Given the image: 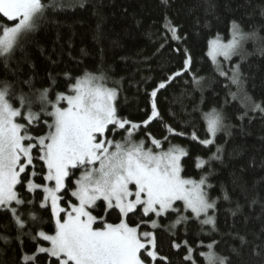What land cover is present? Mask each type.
<instances>
[{
  "label": "trees",
  "instance_id": "1",
  "mask_svg": "<svg viewBox=\"0 0 264 264\" xmlns=\"http://www.w3.org/2000/svg\"><path fill=\"white\" fill-rule=\"evenodd\" d=\"M61 2L63 7L50 10L38 29L22 38L12 55L0 57V81L12 85L13 96L49 89V98L54 100L56 93L69 94L70 84L85 73L104 76L106 86L117 90L118 114L141 125L133 139L144 140L145 147H149V134L159 140L167 136L173 145L188 150L189 154L182 159V175L197 180L202 174L208 175L212 185L209 195L217 205L209 215L215 217V229L189 220L187 227L179 226L173 237L167 226L176 214L160 218L161 227L154 231L157 251L167 257L165 264H188L184 260L185 249L173 248V239L178 243L186 239L197 252L201 251V241H216L214 250L228 257L230 264H264V112L252 110L251 104L254 101L264 107V0ZM169 22L182 39L171 38L166 27ZM0 23L10 22L0 19ZM233 23L244 33L257 34L245 43L241 55L222 62L225 68L239 65L244 89L250 97L247 109L228 95V81L220 76L208 55L210 41L217 37L224 42L229 40ZM185 50L191 56L189 69L157 92L160 116L145 127L144 121L151 115L149 94L161 81L183 69ZM231 90L236 92V87L231 86ZM213 109L222 113L226 127L217 133L215 144L205 147L192 140L191 133L195 131L200 139L205 138L203 113ZM165 125L185 135H170ZM122 135L123 130H117L111 138L120 140ZM168 141H164L163 147H168ZM217 146L222 148L220 158L211 160L210 167L205 164L197 168L195 158L208 161ZM19 191L25 198H34L37 204L42 198L39 191ZM225 191L227 200L223 198ZM65 199L74 201L70 194ZM37 211L43 223L29 222L18 232L11 215L0 210V236L9 238L7 243L0 239V264H22L23 254L35 252L41 242L32 240L28 233L35 234L38 227L54 234L49 209ZM103 212V207L98 206L94 214ZM107 216L109 222H117L111 212ZM21 232L24 234L20 235ZM43 244L48 246L47 242ZM49 259L52 258L40 254L37 264H49ZM201 261L203 257H197V264Z\"/></svg>",
  "mask_w": 264,
  "mask_h": 264
},
{
  "label": "snow or ice",
  "instance_id": "2",
  "mask_svg": "<svg viewBox=\"0 0 264 264\" xmlns=\"http://www.w3.org/2000/svg\"><path fill=\"white\" fill-rule=\"evenodd\" d=\"M59 7H63L61 0H0V19L10 22L0 23V57L12 55L22 38L36 31L45 15ZM166 27L172 39H182L171 22ZM256 35L244 33L233 23L230 40L224 43L219 37L213 39L208 52L220 76L228 81V95L246 109L250 97L239 65L225 68L219 58L230 61L243 43ZM190 65L191 56L185 50L183 69L151 91V115L144 121L145 127L160 116L157 92L182 76ZM49 91L13 96L12 85L0 81V210L11 215L18 232L29 222L43 223L37 208L49 209L54 222V234L39 227L35 234L28 233L41 243L32 254L22 255V264H37L40 254L52 258L49 264H165L167 257L158 253L154 231L161 227V217L176 214L167 226L173 237L177 235L175 230L181 225L186 228L189 220L215 229V217L209 211H215L217 201L210 198L208 175L202 174L199 180L183 176L181 161L188 150L173 145L167 136L159 140L149 134V147H145L144 140H134L133 133L141 125L118 114L117 90L106 86L104 76L85 73L70 84L69 94L56 93L54 100L49 98ZM251 104L252 110L264 112L260 104ZM203 118L205 138L200 139L193 131L191 139L207 147L215 144L217 133L226 126L224 116L216 109L203 113ZM165 127L170 135H185L169 125ZM121 129L122 139L111 138ZM164 141H168L167 148L163 147ZM221 152L217 146L208 161L196 157L195 166L210 167V161L219 159ZM19 189L30 194L39 191L42 198L37 204L34 198L22 196ZM69 194L75 202L65 199ZM223 198L229 199L226 191ZM98 201L103 204L98 205ZM98 206L104 209L101 215L94 214ZM109 212L117 222H109ZM0 239L7 243L9 238ZM216 243L201 241V251L197 252L186 239L179 243L173 239L172 247L185 249L188 264H197V257H203L201 264H230L228 257L216 253Z\"/></svg>",
  "mask_w": 264,
  "mask_h": 264
},
{
  "label": "rangeland",
  "instance_id": "3",
  "mask_svg": "<svg viewBox=\"0 0 264 264\" xmlns=\"http://www.w3.org/2000/svg\"><path fill=\"white\" fill-rule=\"evenodd\" d=\"M230 38H231V37H230ZM230 38H229V40H230ZM251 39H255V38H250V39H248L246 42L250 41ZM229 40H228V41H229ZM228 41H226V42L223 41V42H224V43H227ZM246 42L243 43L242 48H241L240 50H238L237 54H235V55L232 56L231 60H232L234 57L239 56V55H241V54L244 52V48H245V43H246ZM209 50H210V47H209ZM219 59H220V62H221V63H222L223 60H224L223 57H220ZM211 60H212V59H211ZM224 61H225V60H224ZM212 62H213V61H212ZM213 64H214V63H213ZM215 65H216V64H215ZM62 104H63V106H66V104H65L64 102H61V106H62ZM154 150H155V149H154ZM181 163H182V161H181ZM181 174H182V173H181ZM98 202H99V201H98ZM98 202H97V203H98ZM210 211H211V210H210ZM210 211H209V212H210Z\"/></svg>",
  "mask_w": 264,
  "mask_h": 264
}]
</instances>
